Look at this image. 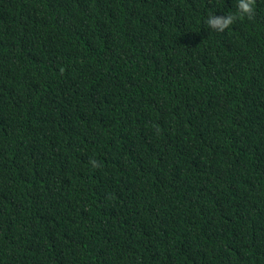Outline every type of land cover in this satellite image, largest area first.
I'll use <instances>...</instances> for the list:
<instances>
[{"label": "trees", "instance_id": "16d2710c", "mask_svg": "<svg viewBox=\"0 0 264 264\" xmlns=\"http://www.w3.org/2000/svg\"><path fill=\"white\" fill-rule=\"evenodd\" d=\"M0 264H264V0H0Z\"/></svg>", "mask_w": 264, "mask_h": 264}, {"label": "clouds", "instance_id": "9594fccd", "mask_svg": "<svg viewBox=\"0 0 264 264\" xmlns=\"http://www.w3.org/2000/svg\"><path fill=\"white\" fill-rule=\"evenodd\" d=\"M251 5H252V0H238V7L243 13H248L251 11ZM232 17L228 16L227 19L225 20H216V21H211L209 20V23H222L224 25H227L231 22ZM94 163V162H93Z\"/></svg>", "mask_w": 264, "mask_h": 264}]
</instances>
